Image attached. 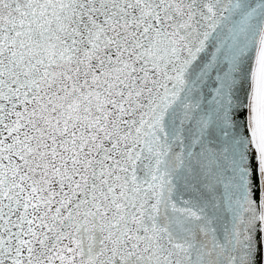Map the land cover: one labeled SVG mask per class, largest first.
I'll use <instances>...</instances> for the list:
<instances>
[{
    "label": "snow or ice",
    "instance_id": "6c2138e0",
    "mask_svg": "<svg viewBox=\"0 0 264 264\" xmlns=\"http://www.w3.org/2000/svg\"><path fill=\"white\" fill-rule=\"evenodd\" d=\"M0 264H264V0H0Z\"/></svg>",
    "mask_w": 264,
    "mask_h": 264
}]
</instances>
